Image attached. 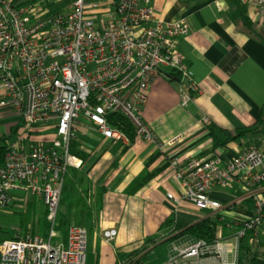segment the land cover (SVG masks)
<instances>
[{"label": "built area", "instance_id": "obj_1", "mask_svg": "<svg viewBox=\"0 0 264 264\" xmlns=\"http://www.w3.org/2000/svg\"><path fill=\"white\" fill-rule=\"evenodd\" d=\"M243 3L264 18V0ZM189 34L185 21H157L153 0H0V108L18 115L23 125L0 166V209L21 201L18 195L38 198L49 225L46 238L27 232L4 240L0 264H86L84 228L71 226L66 243L55 242L66 174L83 165L71 154L72 143L80 130L92 129L105 140L130 145L128 135L108 123L110 115L121 114L132 124L135 141L161 149L142 112L164 70L179 80L183 108L200 93L178 51L179 39ZM41 132H51L47 143L33 141ZM220 162H171L185 199L197 210L220 211L211 191L236 180L247 189L264 187V154L255 145L224 167ZM263 222L264 198H258L254 217L236 235L234 262L225 264H238L246 230L253 231L250 245L260 251ZM115 236L105 233L109 243ZM217 244L200 240L175 249L166 264H202L204 257L220 254Z\"/></svg>", "mask_w": 264, "mask_h": 264}, {"label": "crops", "instance_id": "obj_2", "mask_svg": "<svg viewBox=\"0 0 264 264\" xmlns=\"http://www.w3.org/2000/svg\"><path fill=\"white\" fill-rule=\"evenodd\" d=\"M153 6L157 21L188 24L190 34L179 39L178 51L200 93L183 108L177 78L164 70L154 81L142 116L163 146L161 149L141 140L124 146L103 139L92 129L80 130L78 148L90 158L84 168L69 169L65 178L74 184L86 208L75 215L70 227L79 226L87 232L86 264L94 253L96 264H118L121 256L136 253L147 239L159 235L171 217L181 231L150 247L147 254L172 242L169 260L175 249H187L200 241L182 232L220 217L215 243L220 245V254L206 256L201 263H233L236 235L242 223L254 217L255 202L264 198V187L247 189L239 180L216 187L210 196L222 209L200 211L185 199V190L171 162L219 158L224 167L249 145L264 154L262 134H248L224 147H215L211 135L214 130L221 133L222 139L226 133L235 136L236 130L253 128L264 110V18L243 0H153ZM22 126L18 115L0 108V141L8 139V145L16 142ZM14 129L18 130L12 134ZM50 135L51 132L37 133L33 141L39 142L41 137V143H47ZM17 198L36 200L34 203L46 212L38 198ZM43 217L34 223L31 233L35 236L43 237ZM108 231L116 232L110 243L105 239ZM88 234L92 237L89 255ZM260 234V252L264 255V222ZM95 239L100 240L99 246ZM57 242L66 243V238Z\"/></svg>", "mask_w": 264, "mask_h": 264}, {"label": "trees", "instance_id": "obj_3", "mask_svg": "<svg viewBox=\"0 0 264 264\" xmlns=\"http://www.w3.org/2000/svg\"><path fill=\"white\" fill-rule=\"evenodd\" d=\"M108 123L112 127L119 128L124 133L128 135V137L131 140V144L135 142V130L132 126V124L129 122V120L124 117L121 114H112L108 117ZM18 129L12 130V134H15ZM37 134V133H36ZM235 136H232L229 133H226L222 136V139L220 138L221 133H217L214 130H211V135L213 137L214 145L215 147L221 146H227L230 142L236 141L238 139H241L248 134H262L264 135V110L257 122V124L250 129H242V130H236ZM7 140L3 139V141H0V166L4 163L5 154L7 151ZM79 145L77 141H74L71 146V154L74 156H77L80 158L83 162V168L85 167L87 163V159L90 158V155H88L85 151H82L78 148ZM67 181V180H66ZM65 181L63 193H62V199H61V205L58 215V226H57V236L55 239V242L58 240L66 238L68 228L72 224V220L74 219L75 215L78 214V212L84 211L86 208V203L84 199H82V202L78 198L76 194V189L74 184L68 183V181ZM76 194V195H75ZM12 205V204H11ZM10 205V206H11ZM32 209L31 207H28L25 212L19 213L22 217L20 218V222L23 223V229L27 228V221L26 218L31 213ZM45 217H43V223L41 228V235L46 238L47 237V231H48V222H47V211L44 214ZM220 217H216L213 220H206L204 222H201L193 227H190L189 229L182 232L181 235H190L193 238L197 240L205 241L208 245H214L217 241V223L219 222ZM242 223V227H243ZM241 230V229H240ZM34 232V229L32 230ZM181 228L178 227L175 224V219L173 217L166 220V222L163 224V226L160 229L159 235L149 238L145 241L143 247L141 250L137 251L136 253L132 255H124L120 258L122 260L120 261H133L135 259L136 264H142L147 256L146 251L150 247H154L155 245L159 244L161 241L171 237L172 235H175V233L180 232ZM6 235H10L9 233H6ZM253 237V231L246 230L245 237L242 238L239 242V251H238V264H264V255L260 251L254 250L253 247L250 245V239ZM178 238V236H177ZM14 239V237H6L5 239H0V244L4 240ZM137 257V258H136Z\"/></svg>", "mask_w": 264, "mask_h": 264}, {"label": "rangeland", "instance_id": "obj_4", "mask_svg": "<svg viewBox=\"0 0 264 264\" xmlns=\"http://www.w3.org/2000/svg\"><path fill=\"white\" fill-rule=\"evenodd\" d=\"M39 138L37 140L39 142H43V140ZM35 201L36 200L27 198L24 201L15 202L13 205L8 206L7 208L0 209V239H5L6 237L9 236L15 238L17 235L20 236V234H22L25 231L31 232L34 229V223H36L40 217L41 218L43 216L45 217L44 214L46 213L43 206H41L40 204H35L34 203ZM28 207H31L32 212L26 218L27 228L23 229L22 226L23 223L20 222V218H19L22 216L19 215V213L25 212ZM6 233H9L10 235L8 236L6 235ZM91 239H92L91 235L88 234V241H89L88 255L91 252V247H92ZM99 243L100 240L95 239V244L99 246ZM171 246H172V242L164 243L162 245L157 246L147 254L146 259L142 264H166L168 262L169 250ZM94 255L90 257L88 264H96L97 258Z\"/></svg>", "mask_w": 264, "mask_h": 264}]
</instances>
